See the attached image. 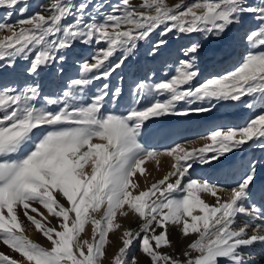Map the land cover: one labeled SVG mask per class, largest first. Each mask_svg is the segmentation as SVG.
<instances>
[{"label":"snow or ice","instance_id":"1","mask_svg":"<svg viewBox=\"0 0 264 264\" xmlns=\"http://www.w3.org/2000/svg\"><path fill=\"white\" fill-rule=\"evenodd\" d=\"M0 8L8 9L9 18L14 12L28 11L23 0H0ZM88 8L86 2L75 5L71 0H51L43 11L27 18L0 22V61L14 64L17 57L28 58L34 53L28 69L31 74L57 59L64 61L65 56L57 54L71 49L75 41L106 44L80 65L79 78L72 79L59 98L44 97L46 104L60 105L56 111L36 106L38 86L0 90V241L21 258L0 251V264H103L109 234L121 228L117 216L127 217L130 212L142 224L139 230H123L122 246L110 264H137L136 256L129 261L136 241L150 264H253L246 253L264 245V212L257 215L252 209L243 226L235 228L234 224L239 215L249 213L245 205L254 195L256 166H242L240 179L230 189L191 178L190 169L219 165L249 142H259L264 148V0H178L173 5L168 0H141L138 5L121 0L103 22L89 17ZM249 15L259 24L245 39L252 49L259 50L248 51L233 70L196 87H185L199 73L193 63L182 61L170 79L138 83L136 98L126 114L106 107L118 106L121 96L119 87L110 95L107 83L90 102L78 103L87 86L111 77L138 42L148 40L161 25H165L162 37L175 29L225 39L233 27H242ZM69 17L73 19L66 23ZM167 43L161 38L150 51L155 56ZM199 49L194 43L186 52ZM121 51L123 57L111 63ZM151 94H168V98L135 106ZM246 97H252L246 107L258 109L260 114L242 127L217 126L199 147L194 142L177 143L158 151L140 142L142 128L153 118L188 117L211 110H178L180 102H241ZM162 156L171 158L170 170L138 190L137 175L146 177V163L154 161L159 166ZM202 194L215 202L208 203ZM36 204L57 218L55 226ZM101 209L102 215L96 218L93 213ZM20 213L50 246L25 235ZM89 223L91 241L82 239ZM171 226L179 227L184 237L195 236L183 253L184 260L161 251L171 245Z\"/></svg>","mask_w":264,"mask_h":264},{"label":"rangeland","instance_id":"2","mask_svg":"<svg viewBox=\"0 0 264 264\" xmlns=\"http://www.w3.org/2000/svg\"><path fill=\"white\" fill-rule=\"evenodd\" d=\"M140 2H141V0H136L135 3L133 2V4L138 5ZM177 2H178V0H168V3L170 5H173ZM186 2L192 3V2H194V0H186ZM6 10H7L6 8H4L3 11L0 10V14H2V12L6 13L8 11V10L7 11ZM258 24H259V21L256 20L251 15H249L246 19V22L243 24V26L242 27H233L232 31L228 34V37L225 39H220L216 35L210 34V33H191L193 41L191 42L190 47L194 43L199 44L200 49L198 50V52L201 51V53L205 52L206 54H208L207 58L213 59L212 61H213L214 65L217 62L220 54L231 56V54L235 50L240 52V58H241L240 62H241L242 57L245 56L248 51L259 50V49H252L249 42H247L245 39L246 33L251 28L256 27ZM164 28H165V25H161L158 29H156L154 31L153 34H151V36L148 40L138 42L137 48L134 49L132 53L128 54V56L125 60V64L122 65L121 68L117 69L115 73H113V75H115L114 83H112V80H110V79H106V80L104 79L105 83H107L109 85V88H112V91L114 90L115 85L120 86V83H121V85H122L121 92H128V93L130 92L129 94H127V93L121 94L120 102L118 105L119 108L122 106L121 108L124 109V111H126V112L130 107V102L136 98L135 87L138 83L147 82L150 84H154V83L166 81V80L170 79L173 75L176 74V69L179 67L180 62H182V61H189V62L193 63L194 64V70L198 71V73H199L197 78L190 85H186L185 87H196L200 83H203L206 79H209V78L204 79V76L202 77V74H200V71L205 66V58L204 57L203 58L200 57V60H196L195 58L190 59L188 56H185L183 58V55L187 54L186 48H190V47H185V46L181 47L180 42H179V37L181 36L180 34L183 35L186 33H180L174 29L172 32H170L166 36L162 37L161 33L163 32ZM241 30L243 32H241ZM161 38L166 39L168 41L167 46L160 48L158 50V54L154 56L153 52L150 51V49ZM96 44L95 45H96V47H98V49L102 48V47H106L105 42H100L99 44L98 43H96ZM79 45H84V44L80 43ZM68 51L69 50H67L66 52H68ZM33 55H34V53L32 55H30L31 57L30 56H28V58L23 57V60L25 59L24 60L25 62L26 61L29 62V60H30V62H29V65H30L31 60L33 58ZM123 55L124 54L122 51L118 52L115 56H113L111 58V63L118 62V60L120 58H122ZM230 58H232V57H229V59ZM4 61L8 62L7 60H4ZM149 61H150V63H148ZM47 68H48L47 66L43 67L41 72H43V74H47L48 73ZM233 69H231V70H233ZM123 70L125 72V79H127V80H130V78H127V76H130V74L131 75L135 74L137 76L136 80H132V82H131V80L127 81L129 83L128 88L123 86L126 83V80H122L119 83L120 77H118V75L121 74ZM36 75H42V74L37 73V74H35V76ZM155 78H157V79H155ZM210 78H212V77H210ZM152 79H154V81ZM130 83H131V85H130ZM30 85L31 84H27L25 86H30ZM98 86H99V84H97V86H92L91 90H94V92H96L97 90H95V89H97ZM132 86H133V89H132ZM0 90H3V88H0ZM98 91H100V90H98ZM98 91H97V94H98ZM59 94H61V93H59ZM92 94L93 93H91L90 95H83V96L88 97L87 99L85 98L86 103L90 102V98H91ZM44 97H45L44 94L39 95L37 102H40V104L44 108H46L47 110L56 111V110H54L53 105H49V108H48V105L46 104ZM58 97H60V95H58ZM55 98H57V97H55ZM167 98H168V94H162V95L151 94V95H147L144 99H142L140 105H135V106L144 107V106L149 105L151 102H154L156 99L163 101ZM128 99H130V100L128 102H126ZM251 99H252V97L242 98L241 102L212 101L211 107L209 106V108L211 109L209 112L193 113V114H190L188 117L168 115V116H164V117H160V118H153L152 120L146 122L145 126L142 128L141 134L139 137L140 142L146 148L158 150L159 149L158 147L153 148V145H151V144L154 143L155 139H157L156 141H158L159 140L158 138L161 135L170 134L173 131L170 129H172L173 126L178 124V128H179L178 131L179 132L180 131L186 132V130H187V133H185L184 135H181V138L179 141H174L168 147H172L177 143L185 144V143H189V142H194L195 146L199 147L205 142L203 137L207 136L210 133V131H198L196 129L198 127L200 120H207V119L213 118V117H216L217 119L220 120V119L226 118L224 116L227 115V118H229L230 119L229 121L231 122L230 123L228 121L229 123H228L227 127L245 126L246 123L250 119H252L256 115L260 114L258 109H249L248 107H246V103L250 102ZM199 103H201V101H197L194 104V107H196L195 105H199ZM40 104H38L36 106H39ZM185 104H187V103L180 102L179 105H177L178 106L177 109L183 110L184 108L181 109V107ZM106 107L109 110L110 108L113 109L114 105L113 104H107ZM118 110L119 109H117V108H115L113 110L110 109V111H115L116 113L118 112L117 114H125L121 110H119V111ZM167 127L170 128L169 129L170 131L165 132V130H168ZM194 127H196V128H194ZM183 128H184V130H183ZM163 129H165V130H163ZM186 134H188V135H186ZM251 146H253V147H251ZM254 148H258V149L261 148L260 143L259 142H249V144L246 146V151H243L244 148L242 150L234 151V153L228 154L227 160H224L219 165H214L213 167H210V169L214 168V169H218V171H220L221 168H224V170H226L227 166H230V164H232V162L234 161L233 159H235V158H237L240 161L245 162L246 157L247 158L250 157V154H248V153L251 150H252V152L255 153ZM164 149H166V147H164L163 150ZM259 156L262 159L260 157H258L259 158L258 160H260V159L261 160L257 164L258 165L257 166V176L264 177V163H263V161H264L263 160L264 159L263 158L264 157V148H261ZM252 157H254V156L252 155ZM196 166H203V165H194L193 168H195ZM205 166H207V165H205ZM229 173H230V171L224 172V174H222V176L226 177V175H227V177H231V175ZM155 178H157V180H158L162 177L156 176ZM153 180H155V179H152L151 181H153ZM262 198H263V196H262ZM61 202H65V201H61ZM34 206L40 208V210L44 213V215L48 217V221H50L52 226H55L57 224V222H56L57 218H54V221H52L51 220V219H53L52 216L49 215L47 213V210L43 209V207L41 205L36 204ZM255 206L260 207V208H256V210H257L256 213L264 212V210L262 209V206H260L258 203L255 204ZM46 213L48 215H46ZM102 213H103V209H101L100 212L93 213V215H95L96 218H100ZM20 216H21V219L24 221L25 235L30 237L28 235L29 234L28 231L30 229H32L34 227V225H32L31 222L27 221L26 218L23 217L22 213H20ZM38 218H40V217L38 216ZM123 218L124 217L118 215L117 216V222H119L121 224L122 222H120V220L121 219L123 220ZM133 222H134V224L131 225L129 228L134 229V230H139V228L142 224V220H140L136 214H135V219ZM89 224H87L85 226V232L82 233V239H89L91 241V239H92V225L91 224L89 225ZM237 224L239 226L241 225L240 222H237L236 224H234V227L237 226ZM121 228H122V224H121ZM121 228L117 229L114 232L109 234L110 243L108 246H106V256L104 258L103 264H110L111 258L118 251V248L120 246H122L121 236H122L123 230H121ZM123 229H125V228H123ZM36 234H37L36 236H38V239L36 238L34 240L33 237H30V238L33 239L34 241L38 242V243H41L42 245H44L46 247L50 246V242L44 243V242H41L39 240V238H41V237H39V235L42 236L41 233L36 231ZM87 235H89V236H87ZM169 239L171 241V245L168 247L162 248L161 251L165 252L169 255H172L174 258L184 260L185 257L183 255V253H184V251L187 250V245L193 239H195V236L189 235L188 237H184L182 234V231L179 229V227L171 226L169 228ZM135 246L138 249L135 251L136 258H137V264H150L149 258L140 249V242L139 241L134 242V245L132 247H135ZM0 251L4 252L6 254H9V255H13L18 260L21 259L19 254L14 253L8 246L4 245L2 243V241H0ZM22 264H26V262L22 261Z\"/></svg>","mask_w":264,"mask_h":264},{"label":"bare ground","instance_id":"3","mask_svg":"<svg viewBox=\"0 0 264 264\" xmlns=\"http://www.w3.org/2000/svg\"><path fill=\"white\" fill-rule=\"evenodd\" d=\"M241 32H243V31L241 30ZM180 35H181L179 37L180 46L181 47H183V46L190 47L191 42L193 41L192 40V34H187L186 33V34H183V35L180 34ZM84 47H85L84 45H75L73 47V49H72L71 54H74L77 58H79L80 55L82 56L83 53H85V48ZM95 48H97L96 45H95ZM186 49H188V48H186ZM186 53L187 54H184L183 55V58L185 56H188L190 59L195 58L196 60H200V57H202V58L204 57L205 58V66L200 71V74H202V77L204 76V79L205 78H210V77H213V76H218V75L225 74L226 72L230 71L235 66H237L238 63L240 62V59H241L240 58V52L237 51V50H235L231 54V56L220 54L217 62L214 65L213 64V61H212L213 59H208L207 58L208 57V54H206L205 52L204 53H201V51H200V52H197V53H188V52H186ZM229 57H232V58L229 59ZM85 60H91V58H89V56H87L83 60V62ZM79 61L81 62L82 60L80 59ZM148 63H150V61ZM21 65H23V64H21ZM73 66H75V64H73ZM155 79H157V78H155ZM152 80L154 81V79H152ZM4 81L6 82V80H4ZM45 82L46 83H49L51 81H49V82L45 81ZM53 82H51V83H53ZM16 83H18V87H17L18 90L22 89L25 85L29 84V83H26V82L21 83V81L20 82H17L16 81ZM56 84H59V83L57 82ZM31 85L32 86H36L35 84H31ZM130 85H131V83H130ZM58 86H60V85H58ZM99 88H102V87H99ZM59 90H60L59 93H61L60 95H62L63 94L62 92L64 91V89L60 87ZM98 93H99V91H98ZM94 94H97V91L96 92H93L92 95H94ZM195 106L196 107H209V106L211 107V103H209L208 101H203V102L199 103V105H195ZM121 107L119 108V110H121L123 113L126 114V111H124V109H122ZM189 107H194V104L193 105L185 104V105H183L181 107V109L182 108L186 109V108H189ZM110 109L113 110L112 108H110ZM224 117H226V118H224ZM224 117H223L224 119H220V120L217 119L216 117L209 118L207 120H200L199 121V124H198V127L197 128L194 127V128H196L198 131H212L217 126L227 127L228 126V123L230 122L229 121L230 119L227 118V115L224 116ZM169 129L170 128H168V130L163 129V130H165V132L166 131L168 132L170 130H173V131L170 134L161 135L158 138L159 139L158 141H156L157 139H155L154 143L151 144V145H153V148L154 147H158L159 148L158 151H163V148L164 147L167 148L174 141H179L180 138H181V135H184L185 133H187V130H186V132H183V131H180L179 132L178 131L179 130L178 124H176L175 126H173L172 129H170V130ZM183 130H184V128H183ZM186 135H188V134H186ZM251 147H253V146H251ZM254 149H255V153L252 152V150L251 151L249 150L250 152L248 154H250V157L249 158L246 157L245 162L240 161L237 158H235V159H233L234 161L232 162V164H230V166H227L226 170H224V168H221L220 171H218V169H214V168L213 169H210V166H205V165H203V166H196L195 168L190 169V177L191 178H194V179H199V180H208L210 183H215L218 186H220L222 188H226V189H230L231 187H235L236 181L240 179V176L242 174V166H247L249 164H252V165H255L256 168H257L258 162H260V160L262 159L259 156V153H260L261 148H259V149L258 148H254ZM243 151H246V147H244V150ZM252 155L254 157H252ZM258 157H260L261 159L258 160L259 159ZM160 161L161 162H160V165L159 166H157L154 161H149V162L146 163V165H145V167L147 169L146 177H140L139 174H138L137 177L135 178L137 180V182L139 183V185H140V187H139L138 190H143L146 187L150 186L151 183H153V182H155V180H157V178H155L156 176L157 177L158 176L163 177V175H165L167 173V171L170 170V166H171V163H172L171 158L166 157V156H162V157H160ZM263 163H264V161H263ZM227 171H230L229 174L231 175L232 178L231 177H227V175H226V177H223L222 176V174H224V172H227ZM152 179H155V180L151 181ZM254 183H255V188L253 190L254 191V195H251L250 196V199L248 201H246V205H245L249 209V213L239 215L237 217V220H236V223L237 222H240L241 223L240 226H243L244 222L249 219V215L251 214L252 209L260 208V207L255 206V204L258 203L260 206H262V209L264 210V206H263L264 205V177L257 176L256 177V180L254 181ZM262 196H263V198H262ZM202 198H204L208 203H214L215 202L214 199L212 197H210L209 195H207V194H202ZM47 213H46V215H48ZM256 214L259 215V213H256ZM52 218L53 219H51V220L54 221V217H52ZM134 219H135V214L134 213H131V212L129 213V215L127 217H124L123 220L121 219L120 220V222H122L121 223L122 224L121 230H124L123 228L128 229L131 225H133L134 224V222H133ZM240 226L237 224V226H235V228H239ZM36 231L37 230L35 229V227H33L32 229H30L28 231L29 232L28 235L30 237H33L34 240L36 238L38 239V236H36L37 235L36 234ZM89 235H87V236H89ZM39 237H41V238H39V240L41 242H44V243H47L48 242L45 237H42L40 235H39ZM136 250H138L136 246L135 247H132L130 249V251H129V261L131 260V257L132 256H136V254H135V251ZM246 254L253 261V264H264V245H256V246L252 247L250 250H248Z\"/></svg>","mask_w":264,"mask_h":264},{"label":"crops","instance_id":"4","mask_svg":"<svg viewBox=\"0 0 264 264\" xmlns=\"http://www.w3.org/2000/svg\"><path fill=\"white\" fill-rule=\"evenodd\" d=\"M135 1L136 0H131L132 3L133 2L135 3ZM23 2L28 5V11L26 13L20 14L18 12H14L13 15L10 18L7 17L6 14H5L4 15V20H7V21L12 23V22L17 21L18 19L27 18L28 16H30L34 12L43 11V6L48 5L51 2V0H23ZM71 2L73 4H75V5H78L81 2L88 3L89 4V8L87 9L88 16L91 17V18L96 19L97 22H103L104 16L106 14H108L109 12H111L112 8L115 5L120 4L121 0H71ZM17 7H19V5ZM0 18H1V16H0ZM72 19H73L72 17H69L68 20L66 21V23L67 22H71ZM80 43L84 44V43H82L81 41L78 40V41L73 43V47H74V45H79ZM95 44H96V42L94 41L91 44H84V46H85L86 49L91 50V49L95 48ZM72 48L68 49L69 50L68 52H66L67 50H62V53H64L63 55L65 56V60L64 61L58 60V63L60 65L61 64L64 65V67L60 68L61 74L56 75L54 73V70H53L54 62H52V63H50L47 66L48 67L47 68V72H48L47 74L36 75V76H35V74L32 75L33 77H35L36 81L42 82L43 80H46L47 82H49V81H51V82L54 81L53 83H57L58 82L59 84H56V85H60L59 88L61 87V88L64 89V91H67L68 88H64L63 86H61L67 80V78L64 76V73H65L64 71H65L66 66L67 65L69 66V64L72 63V62H73V64H76L77 66H79L81 64V62H82V61L80 62L79 60L72 59V57L70 55V51L72 50ZM96 49L98 50V47ZM89 55H93V53H90ZM21 64H25V61L23 60V57H17L14 64H9L8 62H5L4 60L0 61V68H1L0 69V82H5L4 80H6V82H8V83H10V82L14 83L16 81L17 82L21 81V83H24V79H23L24 78L23 77V65H21ZM39 74H41V71L39 72ZM122 76H123L122 73L118 75V77H120V78ZM114 77H115V75L109 77L108 79L112 80V83H114V81H115ZM74 79H76V78H74ZM71 80L72 79L68 80L69 81L68 84H70ZM51 82L48 83V88L51 86ZM120 82L121 81H119V83ZM97 84H99V87H100L101 85L105 84V80L104 79L94 80L91 85H89V86H87L85 88L80 101L85 100V98L87 99L88 97L83 96V95H90L91 92H92L91 87L92 86H97ZM120 85H121V83H120ZM116 87H120V86L115 85L114 89ZM39 93L41 95V94H45L46 92L45 91H39ZM58 95H59V92H57L53 96H49V98H55V97L59 98ZM38 104H40V102H36V105H38ZM53 106H54V110H57L60 107V105H53ZM37 107H43V106L40 104Z\"/></svg>","mask_w":264,"mask_h":264},{"label":"water","instance_id":"5","mask_svg":"<svg viewBox=\"0 0 264 264\" xmlns=\"http://www.w3.org/2000/svg\"><path fill=\"white\" fill-rule=\"evenodd\" d=\"M70 74V73H69Z\"/></svg>","mask_w":264,"mask_h":264}]
</instances>
